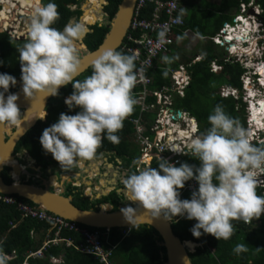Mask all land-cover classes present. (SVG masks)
<instances>
[{"label":"trees","instance_id":"obj_1","mask_svg":"<svg viewBox=\"0 0 264 264\" xmlns=\"http://www.w3.org/2000/svg\"><path fill=\"white\" fill-rule=\"evenodd\" d=\"M107 1L105 12L110 22L121 0ZM248 1L186 0L183 11L184 24L177 30V34L180 36L184 31L192 30L201 36L213 37L223 23L238 11L240 3ZM80 2L82 0H43L44 11L40 12L43 15L40 22L42 33L35 39L15 40L7 32H0V98L14 92L18 80L26 81L44 72L55 57L63 54L62 50L57 51L55 48L59 41L58 34L65 29L74 15L78 17L81 13L79 8L72 10L69 5ZM258 2L264 9V0ZM153 9V5H147L142 10L141 17L150 18ZM185 11H189V14L186 15ZM262 17L264 18V13ZM91 27L93 31L87 34L84 41L89 50H94L102 43L110 25L96 24ZM140 34L141 31L134 32L137 37ZM125 44L134 43L125 38L112 57L94 64L56 92L49 102L51 115L48 122H39L22 138V142L34 152L35 148L29 145V141L35 139L37 153L34 155L40 158L45 154L53 156L60 152L64 140H73L81 151L89 152L95 157L102 151L116 152L118 156L126 159L133 184L142 185L147 191L150 205H156L157 199L169 186L170 168L163 161H153L139 175L137 164L140 154L134 142V126L129 120L138 115V109L131 96L121 92L109 81L112 72L126 71L130 74L138 66L137 60L126 49ZM214 46L213 41L209 39L204 47L202 59L188 67L191 81L184 96L175 95L176 107L186 109L196 117L205 138L195 154L183 157L177 165L179 173L189 177L196 176L201 181L204 203L200 211L203 222H197L193 215L185 214L191 195L183 191L182 184L175 189L178 197L168 204L163 213L173 220L174 232L182 240L190 239L203 244V247H198L196 252L190 254L193 264H264V213L261 208L256 207L250 212L251 221L247 223L239 217L223 215L214 198L217 187L224 181L225 166L239 164L240 160L249 156L264 155V144H256L248 151L236 136L229 138L221 131L220 125L230 129L246 127L242 99L223 97L220 94V88L224 85L242 87L241 75L244 69L237 62L219 58ZM217 57L222 66L220 72L211 70V64ZM174 65L165 64V67L155 69L154 62L149 72L153 77L151 87L170 85L171 66L177 68ZM91 82L95 83L96 91L84 92L83 106L67 109L63 103L64 96L73 93L79 86L91 88ZM20 120H12L9 126L15 129ZM98 135L101 136L99 139ZM67 148L73 149L71 142L67 143ZM15 170L19 173L17 168ZM4 180L7 183L12 182L6 171ZM134 192V197H139L135 190ZM66 195H71V191ZM15 196L36 206L29 199ZM111 196L115 197L113 210H117L122 203L120 201L125 198L116 192ZM231 198L234 199V204L227 209V213L238 210L236 214L247 218V207L239 206L243 203L240 196L232 195ZM73 202L82 209H90L93 206V202L81 194H77ZM11 222L16 224L15 227ZM80 226L90 230L96 229L84 224ZM49 227L50 223L46 221L22 219L16 206L0 202V252H14L12 259L0 255V262L23 264L29 251H36L43 245ZM102 230L105 231V228ZM62 235L73 238L76 244L85 241L84 236L76 231L66 230ZM161 243L162 237L158 231L146 224L130 229L111 228L108 239L105 240L106 246H114L112 256L116 264H164L167 257L165 247L161 246ZM161 252L164 253L163 256ZM60 256L63 264H102L95 255L83 253L74 246L68 247L64 244L47 246L43 256L29 257L28 264H53L51 258Z\"/></svg>","mask_w":264,"mask_h":264},{"label":"built area","instance_id":"obj_2","mask_svg":"<svg viewBox=\"0 0 264 264\" xmlns=\"http://www.w3.org/2000/svg\"><path fill=\"white\" fill-rule=\"evenodd\" d=\"M186 0H137L136 8L125 38L133 45L125 44L126 49L137 60L138 66L127 74L126 71L112 72L109 81L126 95L133 99V104L138 109L136 117L129 118L134 126V141L138 146L139 158L137 170L142 172L153 161H163L170 168V182L165 193L157 199L156 206L164 209L172 202L177 194L175 189L183 185V191L190 193L191 197L185 209V214L193 215L197 222H203L201 206L204 203L200 179L196 176L189 177L178 172L177 165L183 157L193 155L204 143V136L196 117L186 109L177 108L175 95L184 96L186 87L190 84L191 75L188 65H179L177 69H170L171 84L163 85L160 88H152L153 77L150 76V69L154 62L165 52L171 50L175 42L177 30L184 24L183 14ZM15 3V7L6 10L8 14V26L5 31L11 37H18L21 33L36 30L35 26L27 27V31H19L15 23L18 16H23L18 9L19 0H0V12L5 5ZM153 5L154 9L150 18L141 17L142 10L147 5ZM32 8V7H30ZM263 8L258 0L241 2L238 13L233 22H225L222 28L211 37L214 42V51L221 49L225 61L238 62L245 69L241 76L243 83V100L248 104L246 107V128L237 127L233 131L227 128L228 133H234L243 143L245 150L253 149V141L264 143V125L260 127L253 115H258L264 123V19L261 17ZM13 16H16L12 19ZM30 16V15H28ZM24 19V18H23ZM20 23V22H19ZM18 28H21L18 25ZM135 31H141L140 36H135ZM29 33V34H31ZM244 35L245 40L241 42L238 36ZM232 38V39H228ZM200 57H196L198 60ZM217 62V59H216ZM213 62V70L221 68ZM223 96L239 98V90L232 87H223ZM225 178L223 184L215 193V201L225 203L222 207L224 214L226 209L234 204L230 196L237 194L244 199V204L249 206L247 214L250 213L253 205L252 200L259 197L262 191L259 205L264 213V156H249L239 161V164H230L224 168ZM263 188V190L261 189ZM234 190H236L234 192ZM225 194H223V192ZM16 194L0 192V202L6 205H14L20 211V216L33 218L50 223L47 230V238L43 245L36 251H29L23 264H28L29 257H40L49 245L74 246L77 250L95 255L102 264H116L112 256L114 246H106L110 229L95 227L90 230L81 223L67 219L61 215L49 212L32 206L19 200ZM250 221V218L246 219ZM15 227V223L11 222ZM130 229V228H129ZM76 231L84 236L85 241L79 244L70 237H64V231ZM53 233V234H52ZM14 253V252H13ZM12 253V254H13ZM12 254L0 252L4 258L12 259ZM53 264H63L62 257H52ZM0 264H7L2 263Z\"/></svg>","mask_w":264,"mask_h":264},{"label":"water","instance_id":"obj_3","mask_svg":"<svg viewBox=\"0 0 264 264\" xmlns=\"http://www.w3.org/2000/svg\"><path fill=\"white\" fill-rule=\"evenodd\" d=\"M103 1L108 4V1ZM136 3L137 0L120 1L115 16L109 23V31L96 49L89 50L84 42L87 34L93 31V29L87 28V32L83 37L79 38L78 44H76L77 49H84V52L80 56L76 55L73 63L66 60L67 64L64 65L61 72L42 82L34 81L33 86H25L28 83L25 82L24 86L22 85L17 91L0 98V192L19 195L31 200L39 208L91 227L111 229L131 228L142 224L152 226L162 237L160 245L165 247V255L167 257L164 264H193L190 254L196 252L198 247H203V244L190 239L182 240L177 236L171 219L166 217L157 206L150 205L145 189L141 191L138 186H134L126 191L124 189L119 190L120 195L123 194L122 191H125L126 197L133 204L131 207L125 205L123 207L119 206L117 210H112V205L103 204L98 209H82L73 202L71 195H64L55 188L51 190L48 186L19 182L15 181V179L11 183H7L2 177V171L6 166H9L6 161L9 158L14 160L12 152L15 145L22 136L36 125L40 118L38 116L39 113L41 111L43 113L46 112V106L53 94L86 72L94 64L105 61L116 53L128 32ZM84 4L85 2L83 6ZM83 6L82 9H84ZM102 13H104L103 9ZM100 19H103L102 15ZM101 25L102 23L99 26ZM40 33H42V29L35 31L37 36ZM30 38V35L14 37L15 40H30ZM72 42L76 43L74 39L70 43L72 44ZM69 55L72 56V54ZM57 58L61 57H55L49 67H53V62ZM31 99H35L38 102V108L35 111H32L28 103ZM17 107L24 108L22 119H25L24 124H26H23L24 127H20L21 129L14 130L13 126H9L12 118L7 123H5V119L7 114ZM3 127L4 129L8 127L9 132L7 130L3 132ZM221 128L224 132L226 131L224 126H221ZM5 132L8 134L7 139L5 138ZM11 166L15 170V166ZM18 167L19 165H17ZM132 190H135L140 197L130 196L129 193ZM161 255L163 256L164 253L161 252Z\"/></svg>","mask_w":264,"mask_h":264},{"label":"flooded vegetation","instance_id":"obj_4","mask_svg":"<svg viewBox=\"0 0 264 264\" xmlns=\"http://www.w3.org/2000/svg\"><path fill=\"white\" fill-rule=\"evenodd\" d=\"M84 1L85 0H82V2H80L79 4H73V5L70 4L69 5V7L72 10H77L79 8L81 10V13L79 14L78 17L76 15H74L71 18L70 22L67 23L66 27L69 24L72 25L71 23H75V21H77V20L79 21L81 17L83 18L82 15L85 13L84 9H82ZM100 2H101L100 7L103 9L104 13H106L105 12V6L107 4L105 2H102L101 0H100ZM102 4H104V5H102ZM18 6H21V5L18 4ZM90 7L91 6L89 5V8ZM43 11H44L43 0H40L39 6L35 9V14H36V15H34L35 17L33 16V14H30L33 18L37 19L36 24L31 23V27H32V25H34V26L37 25V26H35V27H37V29H42L40 26V22L43 19V15L40 12H43ZM91 12L95 13L97 15L96 10L93 9V10H91ZM104 13H100V14L104 15ZM1 14L2 13H0V15ZM101 15H99V16H101ZM22 19H23V16H21L18 19L19 21L15 20V22H20V20H22ZM86 20L88 21L87 28L93 29L91 27L89 18H85V19L83 18V22H85ZM98 20L99 19H97L96 22H98ZM108 23H110V22L108 21V17H107V23H105V24H108ZM27 32L31 33L29 31H27ZM86 32L87 31H85L83 33V35ZM62 33H63V30H62V32H60L58 34L59 40H60V35ZM68 41L70 42V39H68ZM68 43L65 44L67 47H68ZM55 48L57 49V45L55 46ZM62 49H63V47L61 48V50ZM64 51L65 50L63 49V54H61V56L65 54ZM76 54L78 56L81 55L80 53H76ZM75 59L76 58L73 57V59L71 60V63H73L75 61ZM49 66H50V64H49ZM49 66L46 68V70L44 72H41L37 75L32 76L31 79H28L26 81L25 80L24 81L18 80L16 83L15 91H17L22 85L24 86L25 82H28L27 84H25V86H33L34 81H38V83L45 81L49 77L57 74L58 72H61L63 69V68H60L58 70H52V71L48 72V70L50 68ZM52 68H54V67H52ZM262 73H264V69H263ZM34 77H36V78L34 79ZM263 82H264V79H263ZM90 87L91 88L88 89L85 86H79V89H76L73 91V93L64 96L63 103L65 104L66 108L67 109L81 108L83 106L82 99L84 96V92L87 91L88 93H90V92L96 91V90H94V87H95L94 82H91ZM49 102H50V100H49ZM49 102L46 106V110H45L46 112H44L45 115L43 113L44 118L40 117L38 122L36 123V125L39 122H42V123L48 122V118L51 115L50 111H49V105H50ZM59 111H60V109L57 111V114H59ZM23 112H24L23 107H17L14 110H11L7 114V118L5 119V123H7L10 120V118H12V120H15V118L21 119L20 121H22ZM253 118L258 123L259 127L264 124L263 122H261V118L258 115L254 114ZM12 120H10V122ZM17 126H15L14 130H16ZM34 127H32V128H34ZM24 136H22V138ZM225 136L229 137V138H233L236 135L234 133H228L227 135L225 134ZM100 137L101 136L98 135L97 139H99ZM5 138L6 139L8 138L7 132H5ZM22 138L15 145L14 151L12 152V154L14 156V160L13 159L12 160L15 163L9 164V166H6L4 168V170L2 171L3 179H4V173L6 171L8 173V175L10 176L12 181H13V179H15L14 174H17L19 177V180L21 182H27V183L36 182V185H39V186H46L47 185L51 190H53L54 188L57 189V187H59V189H57V190L60 191L61 193H63L64 195L69 194L71 191V196L73 197V201H74V198L76 197L77 194H81L82 196H85L86 198L90 199L91 203L93 202L92 203L93 206L91 208H95V209H98L103 204L104 205H112V207L114 208L115 204L113 201H114L115 197H112L111 194L116 192L120 195V191H119L120 189H124L126 191L129 188H132L134 186H138L141 191L143 189L142 185H140L138 183L133 184V177L130 176V173H131L130 168L126 166V159L118 156V154L116 152L102 151L99 153V155L97 157H95L93 154H91L89 152L81 151L76 146V144L73 140H64L62 143V146L60 148V152H58L57 154H54L53 156L45 154L40 158V156L38 157V155H34L37 153V148H36L37 142L34 141L35 139L29 141V145H33V147L35 148V149L32 148L34 152H31V148L29 149L22 142ZM68 142L72 143V147H73L72 150H70V149L67 150V143ZM133 164H134V162H133ZM11 165H14L15 166L14 168H17V165H19V167L17 168L19 170V173H16ZM81 165H87L88 169L86 170V168L81 167ZM89 165H95V168L94 167L92 168ZM96 171H98V172H96ZM106 171H108V174L105 173ZM78 172H80V173L77 174ZM137 172L139 173V175L142 174V172H140L139 170H137ZM64 175H67L68 177H65ZM84 176H87V178L84 179ZM30 180H32V181H30ZM88 189H90V191H88ZM125 191H122V193H123L122 195L124 196L125 199H128V197H126ZM259 193L261 195L262 191L260 190ZM109 197H111L110 200H109ZM124 200H122L121 202H123ZM113 208H112V210H113Z\"/></svg>","mask_w":264,"mask_h":264},{"label":"rangeland","instance_id":"obj_5","mask_svg":"<svg viewBox=\"0 0 264 264\" xmlns=\"http://www.w3.org/2000/svg\"><path fill=\"white\" fill-rule=\"evenodd\" d=\"M102 2H104L103 0H101ZM213 1H218V0H213ZM84 2H86V6L87 7H89V5L91 6L90 7V10H93V6H98V8H101L100 7V0H85ZM102 5H104V4H102ZM206 5V4H205ZM18 7V9L17 10H15L14 11V13H15V15L17 14V12H21L22 13V15H23V18L24 19H22V20H20V23L19 22H12V25H13V23H16V26H17V29L19 30V31H27V27H30L31 26V23H35L36 24V22H37V19H35V18H33L30 14H29V12L30 11H28L27 12V10H24V9H22L21 7H19V6H17ZM32 9V8H31ZM31 9H29V10H31ZM19 10V11H18ZM33 10V9H32ZM31 10V11H32ZM24 12V13H23ZM100 13H102V9H101V11L100 12H97V16H99V15H101ZM185 14L186 15H188L189 14V11H185ZM28 15H30V16H28ZM34 15V14H33ZM36 15V14H35ZM83 16V15H82ZM102 16H103V19H100L101 18V16H99L100 18H99V20H98V23H102V24H105V23H107V13H105L104 15L102 14ZM14 17H16V16H13L12 17V19L14 18ZM19 18L21 17V16H18ZM34 21V22H33ZM230 23H232V17H230V19L228 20ZM211 22H212V20H211ZM87 23H88V21L86 20L85 22H83V18L81 17L80 18V20L78 21H75V23H71L72 25H68L64 30H63V33L60 35V40L57 42V51H60L61 50V48L63 47V49L65 50L64 52H65V54H64V56H60L61 58H57L58 59V61H59V64H57L56 63V60L57 59H55L54 60V63H53V67L54 68H52V67H50L49 68V70H48V72H50V71H52V70H58V69H60V68H63L64 67V65L65 64H67V62H66V60L67 61H70L71 62V60L73 59V57H75L77 54L76 53H80V54H82L83 52H84V49H77V45L76 44H78V40H79V38H81L82 36H83V32L85 31V29L87 28ZM18 25H20L21 26V28H18ZM32 26H34V25H32ZM35 26H37V25H35ZM84 26V27H83ZM7 28H10L9 26H7ZM37 28V27H36ZM5 28L4 27H2V25L0 24V32H7V31H5L4 30ZM36 30H38V29H36ZM8 33V32H7ZM9 34V33H8ZM22 35H20V36H23V37H26L27 35H30V40L31 39H35L36 37H35V34L34 35H31V34H29L28 32L26 33V32H23V33H21ZM189 35H190V37L191 36H193V34L192 33H190L189 32ZM20 36H18V37H20ZM33 36V37H32ZM201 36V35H200ZM200 36H198V38H196V44H197V49L198 50H200V51H203V49H204V44L206 43V37H207V39L209 38V36H203V37H200ZM190 37H188L187 35H183V36H180L179 37V39H177V41H176V44H177V47H176V49L177 50H179L181 53H183V56H185V55H187V53H190V48H188V46H187V41L189 40V38ZM194 37V36H193ZM68 39H70V42H71V40L72 39H74L75 40V42L76 43H74V42H72V44L68 41ZM182 41V42H181ZM69 42V43H68ZM68 43V47L65 45V44H67ZM183 43H185V46L184 47H182V44ZM63 49H62V51H63ZM173 49H175V46H174V48ZM172 49V50H173ZM67 51V52H66ZM222 50L221 49H217V52L218 53H222L221 52ZM173 52V51H172ZM172 52L171 53H169L168 55H167V59H168V61H170L171 59H172ZM69 54H72V56H70ZM67 56V57H66ZM78 56V55H77ZM193 57H194V54H193ZM183 58V57H182ZM196 58V57H195ZM57 66V67H56ZM217 72H219V70L217 71ZM34 80V79H33ZM99 82H101V81H99ZM102 83V82H101ZM232 131L231 132H234L233 131V129H231ZM101 162V161H100ZM90 167H94L95 168V165H89ZM81 167H85L86 168V170L88 169V166L87 165H81ZM96 172H98V171H96ZM80 172H78L77 174H79ZM105 173H107L108 174V171H106ZM65 177H68L67 175H64ZM87 178V176H84V179H86ZM30 181H32V180H30ZM33 184H36V182H33ZM58 189H59V187H58ZM88 191H90V189H88ZM234 191H236V190H234ZM237 192V191H236ZM89 193V192H88ZM237 194H239V192H237ZM241 198V197H240ZM242 199V198H241ZM120 203H121V201H120ZM129 203H131L130 202V200L129 199H125L121 204H120V206H125V205H130ZM221 206H222V204H221ZM239 206H241V207H245L244 206V204L243 203H240L239 204ZM246 208V207H245ZM235 212H239L238 210H236ZM245 218V217H244Z\"/></svg>","mask_w":264,"mask_h":264},{"label":"bare ground","instance_id":"obj_6","mask_svg":"<svg viewBox=\"0 0 264 264\" xmlns=\"http://www.w3.org/2000/svg\"><path fill=\"white\" fill-rule=\"evenodd\" d=\"M20 2H21V4H22V7H28V8H23L24 10H27V12L28 11H30L29 12V14H34L35 15V9L39 6V2H40V0H19ZM15 3H12V5L13 6H11V5H9V4H6L5 5V9L4 10H2L0 13H2L1 15H0V24L2 25V27H7L8 26V22H7V19H8V14H7V12H6V10H10L12 7H15V5H14ZM41 5V4H40ZM30 7H32V9L30 8ZM41 7V6H40ZM83 8H84V11H85V13L83 14V18L85 19V18H89V20H90V24L91 25H96V24H98V25H100L101 23H98V22H96L97 21V19H99L100 17H98L95 13H92L91 12V10H90V8L89 7H87L86 6V2H85V4H84V6H83ZM29 9H31V10H29ZM93 9L94 10H96V12H100L101 11V9L102 8H98V6H93ZM24 13V12H23ZM33 15V16H34ZM90 16V17H89ZM35 17V16H34ZM19 21V20H18ZM16 24V23H15ZM84 27V26H83ZM23 31V30H22ZM85 31H87V29H85ZM84 31V32H85ZM83 32V33H84ZM35 33L33 32V33H31V35H34ZM20 35H22V34H20ZM244 35H240V36H238L239 38H240V40H241V42H243L244 40H245V36L243 37ZM33 37V36H32ZM229 39V38H228ZM231 39V38H230ZM57 64H59V61H58V59H57ZM57 67V66H56ZM263 69L264 68H262L261 69V73H262V71H263ZM21 96V95H20ZM26 97H27V95H26ZM28 103H29V105L31 106V108H32V111H35L37 108H38V102L35 100V99H31V100H29L28 101ZM38 116H40V117H43V111H41L40 113H39V115ZM24 121H25V119H22V121H21V123L17 126V128H16V130H18L20 127L22 128V127H24L23 126V124H24ZM257 123V122H256ZM26 124V123H25ZM24 124V125H25ZM258 124V123H257ZM22 125V126H21ZM264 125V124H263ZM259 126V125H258ZM20 128V129H21ZM4 130H7L8 132H9V128L7 127V128H5L4 129V127H3V132H4ZM67 150H68V148H67ZM6 163H8V164H13V163H15L13 160H12V158H9L7 161H6ZM14 178H15V181H19L20 182V180H19V177H18V175L17 174H14ZM47 186V185H46ZM57 189H58V187H57ZM129 195L130 196H132V197H134V195H135V192H134V190H132V191H130V193H129ZM234 195H236V196H239V194H234ZM140 197V196H139ZM231 197V196H230ZM242 202H243V204H244V199L242 198ZM244 206L245 207H247V211L246 212H248V209H249V206L248 205H245L244 204ZM228 209V208H227ZM227 209H226V213H227ZM245 212V213H246ZM242 216V215H241ZM243 217V216H242ZM248 218V217H247ZM247 218H245V219H247Z\"/></svg>","mask_w":264,"mask_h":264},{"label":"crops","instance_id":"obj_7","mask_svg":"<svg viewBox=\"0 0 264 264\" xmlns=\"http://www.w3.org/2000/svg\"><path fill=\"white\" fill-rule=\"evenodd\" d=\"M194 1L195 0H192V2H194ZM189 32L192 33L194 37L193 36L190 37ZM183 35H187L188 37H190L189 40L187 41V46H188V48H190V53H187V55H185V56H183V53H181L179 50L176 49V47H177L176 41H177V39H179L180 36H183ZM180 36L176 33L175 42L172 45L171 50L168 52L162 53L158 57V59L155 61V69L165 67V64H170V65L171 64L172 65L177 64V66L176 65H174V66H176L178 68L179 65H187V64L191 63L193 58L198 57V56L201 57L204 54V51H205L204 49H203V51H200L197 49L196 38H198V36H200L199 34L193 32L192 30H186ZM200 37H203V36H200ZM209 39H210V37L208 39L206 37V43L204 44V46L207 44ZM174 46H175V49H173ZM184 46H185V43L182 44V47H184ZM171 52H172V56H171L172 59L170 61H168L167 55ZM193 54H194V57H193ZM177 68H173V66H171V69H177Z\"/></svg>","mask_w":264,"mask_h":264},{"label":"clouds","instance_id":"obj_8","mask_svg":"<svg viewBox=\"0 0 264 264\" xmlns=\"http://www.w3.org/2000/svg\"><path fill=\"white\" fill-rule=\"evenodd\" d=\"M259 4H260V3H259ZM261 7H262V6H261ZM237 13H238V11H237L235 14H233L232 22H233V18L235 17V15H236ZM263 13H264V9H263ZM263 13H262V15H263ZM262 15H261V17H262ZM262 18H263V17H262ZM263 19H264V18H263ZM225 22H229V21H225ZM225 22H224V23H225ZM224 23H223V25H224ZM229 23H230V22H229ZM223 25H222V26H223ZM221 28H222V27H221ZM221 28H220V29H221ZM220 29H219V30H220ZM33 32L35 33V30H34V31L32 30V33H33ZM215 35H216V34H215ZM215 35H214V36H215ZM35 37H38V36L35 35ZM12 38H14V37H12ZM210 39H211V37H210ZM211 40H212V39H211ZM212 41H213V40H212ZM213 43H214V42H213ZM217 55H219V58L223 57V56L221 55V53H217ZM199 57H200V56H199ZM202 57H203V55H202L198 60H195V58H193V60L191 61V63H189L190 65L187 64L188 67L191 66L192 64L196 63L197 61H200V60L202 59ZM219 58H218V57L216 58V59H217V62H216V59H215L213 62H216V64L219 65L221 68H217L216 70H213V62H212V64H211V70H212V71L217 72V71L219 70V72H220V71L222 70V66H221L220 63L218 62ZM237 63H238V62H237ZM239 64H240V63H239ZM240 65H241V64H240ZM241 66H242V65H241ZM242 68H243V67H242ZM188 69H189V68H188ZM243 69H244V68H243ZM244 71H245V69H244ZM243 73H244V72H243ZM241 76H242V75H241ZM98 82H99V81H98ZM241 86H242L241 88H236V87H232V86H225V85H224V86H221V88H220V94H221V96H223L222 93H221V90H222L223 87H232V88H235V89L239 90L240 97H239L238 99H242V101H243V103H244L245 119H246V114H247V112H246V107L248 106V104H247L246 102H244L243 97H242V95H243V83H242V79H241ZM223 97H233V96L230 95V96H223ZM234 98H235V97H234ZM235 99H237V98H235ZM221 126H223V125H220V128H221ZM246 126H247V121H246ZM224 127H225V126H224ZM225 128H226V131H225V132L223 131L222 128H221V131H222L224 134L227 135V134H228V132H227V127H225ZM245 128H246V127H245ZM245 128H244V129H245ZM229 129H230V128H229ZM233 130H234V129H233ZM201 133H202V131H201ZM263 133H264V132H263ZM202 134H203V133H202ZM236 137H237V136H236ZM237 138H238V137H237ZM204 139H205V138H204ZM238 139H239V138H238ZM239 140H240V139H239ZM240 141H241V140H240ZM134 142H135V141H134ZM241 142H242V141H241ZM135 144H136V143H135ZM242 144H243V143H242ZM256 144L261 145V144H264V143H259L257 140H256V141H253V147H254ZM202 145H203V144H202ZM137 148H138V146H137ZM255 156H259V155H255ZM263 156H264V155H263ZM222 184H223V183H222ZM222 184H220V185L217 187V189H216L217 191H218V189L220 188V186H221ZM200 188H201V181H200ZM129 189H130V188H129ZM261 189L263 190V188H261ZM201 190H202V189H201ZM217 191H216V192H217ZM216 192H215V193H216ZM175 193H176V191H175ZM215 193H214V198H215ZM176 194H177V193H176ZM261 195H263V194L261 193ZM261 195H260V196H261ZM202 196H203V195H202ZM260 196H259L257 199L251 201V204L253 205V207L251 208V211H252L253 209H255L256 207H260V205H259V204H260V203H259V200H261ZM177 197H178V194H177ZM177 197H176V198H177ZM176 198H175V199H176ZM175 199H174V200H175ZM174 200H173V201H174ZM217 204L220 206V210H221V212L223 213V215H225V216H236V217H239L240 219L244 220V221L247 222V223H249V222L251 221L250 213L247 214V217L249 216V218H250V221H248V220H246L244 217H242L241 215H229V214L227 215V214H224V212L222 211V207L225 206V203H223V202H218ZM221 204H222V206H221ZM131 205H133V204L130 203L129 206L131 207ZM155 206H156V205H155ZM167 206H168V205H167ZM167 206H166V207H167ZM166 207H165V208H166ZM158 208H159V207H158ZM165 208H164V209L159 208V209H160L161 211H164ZM251 211H250V212H251ZM169 219H171V218H169ZM171 221H172V223H173V220H172V219H171ZM115 262H116V261H115Z\"/></svg>","mask_w":264,"mask_h":264}]
</instances>
